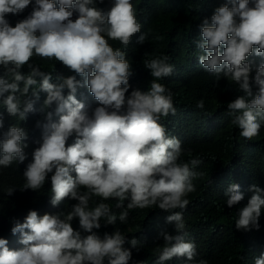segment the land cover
I'll use <instances>...</instances> for the list:
<instances>
[{"label":"clouds","instance_id":"clouds-1","mask_svg":"<svg viewBox=\"0 0 264 264\" xmlns=\"http://www.w3.org/2000/svg\"><path fill=\"white\" fill-rule=\"evenodd\" d=\"M103 3L0 0V68L4 70L0 107L24 121L37 111L40 93L47 94L39 109L44 119L36 122L43 129L42 138L23 170V190H44V206L14 220L7 239L0 238V264H129L137 239L127 241L120 230L103 235L94 231L102 223L126 222L128 211L117 215L104 202L92 207L94 196L116 200L117 209L125 208L127 201V209L157 207L170 213L166 222H174L175 235L158 234L164 243L157 249L156 264L174 257L194 261L197 256L183 211L173 210L189 205L188 196L196 191L193 180L201 175L195 168L202 161H182V142L170 136L161 122L177 111L172 91L158 82L171 76L175 65L169 63L168 55L146 60L144 67L154 78L150 88L129 93L131 64L126 53L114 49L109 40L128 45L134 34L141 33L142 24L132 0H109L107 9L98 6ZM23 16L12 26L9 18ZM200 32L194 41L202 53L199 64L243 93L227 109L240 136L251 140L264 127V62L255 66L248 59L264 60V0H226L210 18L203 19ZM147 38L141 33L137 43ZM34 56L55 59L75 74L58 76L52 82L51 73L29 63ZM25 65L28 74L22 71ZM81 87H87L98 106L91 108L77 99ZM53 105L54 111L45 112ZM197 107L204 108L203 100ZM70 138L72 144H67ZM27 139V131L16 125L0 131V168L24 163ZM49 180L51 184L43 187ZM16 190L10 186L4 191L11 196ZM249 190L253 195L238 209L235 228L258 231L264 189L253 184ZM224 195L228 208L244 199L238 184L230 185ZM126 242L131 248L124 247ZM254 264H264V253Z\"/></svg>","mask_w":264,"mask_h":264},{"label":"trees","instance_id":"trees-1","mask_svg":"<svg viewBox=\"0 0 264 264\" xmlns=\"http://www.w3.org/2000/svg\"><path fill=\"white\" fill-rule=\"evenodd\" d=\"M137 10L138 22L142 24L141 33L148 35L143 44L137 43L141 33L130 38L128 45L118 40H109L110 45L126 53V59L131 64L133 75L129 79L133 89L147 91L154 79L150 71L144 67V62L157 56L168 55L169 63L175 65L174 73L159 83L164 84L173 93L176 114L162 118L168 134L176 136L181 142L184 152L180 159L190 161L199 159L201 164L195 171L201 173L193 180L196 191L190 193L189 205L183 211L188 238L193 240L197 248L194 261H187L185 257H174L165 264H196L201 259L207 264H254L257 257L264 253V210L259 219V230L243 231L235 228L238 209L245 206L253 195L250 186L258 185L264 189V127L259 135L251 140L240 136L239 129L232 124L227 105L234 102L242 92L238 86L229 82L222 75L209 73L199 64L198 56L201 51L194 41L200 38V26L204 18H210L215 9L226 3V0H132ZM99 7H110L109 0H104ZM58 7V5H57ZM27 16V15H26ZM23 17L10 19L12 26ZM76 18L74 14L73 19ZM159 37V39H157ZM253 65L264 62L262 58L249 56ZM29 63L39 66L46 73H51L55 82L58 76H69L75 73L70 71L61 62L55 59L34 56ZM0 68V75H3ZM25 74L30 69L25 65L22 69ZM255 75V71L250 74ZM77 79H82L77 76ZM253 91H256L253 88ZM46 93H40L34 113H29L27 119L20 121L11 117L0 107L3 113L4 129L10 125L24 128L28 133L24 150L27 159L24 163L13 162L10 167L0 168V238L7 239L14 220L27 216L30 210L38 211L44 206L45 191L32 193L33 190H23L25 178L23 170L32 160V152L39 146L43 129L36 127L37 120L44 119V112H40ZM128 94L126 93V96ZM77 99L85 102L91 108L98 106L87 87L78 88ZM203 100L204 108L197 104ZM55 105L47 111H54ZM54 119L58 117L54 116ZM73 138V137H72ZM70 138L67 144H72ZM75 138V137H74ZM66 144V146H67ZM50 180L43 186L50 185ZM238 184L244 194V199L232 208L226 206L224 193L230 185ZM14 186L17 190L7 196L5 189ZM42 187V188H43ZM83 190V189H82ZM34 192V191H33ZM99 202L109 204L117 215L127 210L129 215L126 222H117L114 225L102 226L99 234H111L120 230L126 235V240L135 238L139 241L137 248H131L126 242L124 247L131 248L132 261L129 264H156L157 249L163 246V239L158 238L161 231L175 235V225L166 222L170 214L157 207L117 209V201H104L101 197H93L90 205L95 207Z\"/></svg>","mask_w":264,"mask_h":264}]
</instances>
